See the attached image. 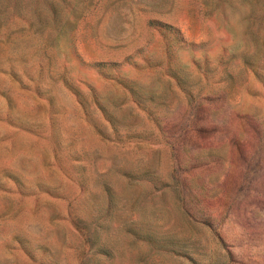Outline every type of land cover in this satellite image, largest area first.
<instances>
[{"label": "rangeland", "instance_id": "1", "mask_svg": "<svg viewBox=\"0 0 264 264\" xmlns=\"http://www.w3.org/2000/svg\"><path fill=\"white\" fill-rule=\"evenodd\" d=\"M0 264H264V0H0Z\"/></svg>", "mask_w": 264, "mask_h": 264}]
</instances>
